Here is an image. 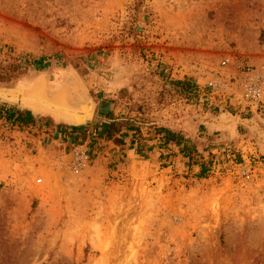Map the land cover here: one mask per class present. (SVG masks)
<instances>
[{"label": "rangeland", "instance_id": "rangeland-1", "mask_svg": "<svg viewBox=\"0 0 264 264\" xmlns=\"http://www.w3.org/2000/svg\"><path fill=\"white\" fill-rule=\"evenodd\" d=\"M135 2L0 0V88L47 77L96 106L81 128L0 119V264H264L244 125L264 118V0ZM161 127L213 159L206 178Z\"/></svg>", "mask_w": 264, "mask_h": 264}, {"label": "water", "instance_id": "water-1", "mask_svg": "<svg viewBox=\"0 0 264 264\" xmlns=\"http://www.w3.org/2000/svg\"><path fill=\"white\" fill-rule=\"evenodd\" d=\"M43 83L27 89L0 88V102L31 111L37 115L51 116L55 120L59 118L75 128L92 123L96 113V106L92 102L74 105L71 103L66 89L51 93L49 83Z\"/></svg>", "mask_w": 264, "mask_h": 264}, {"label": "trees", "instance_id": "trees-1", "mask_svg": "<svg viewBox=\"0 0 264 264\" xmlns=\"http://www.w3.org/2000/svg\"><path fill=\"white\" fill-rule=\"evenodd\" d=\"M144 0H136L133 7L134 11L141 10V6ZM181 84L180 82H177ZM182 86L186 87V90L191 87L188 82H182ZM0 119H5L13 126L30 127L36 124V118L34 113L28 110H21L17 108H7L0 106ZM121 124L118 122H111L109 124L106 139L108 141L114 140L115 136L120 132ZM156 133L162 136V140L165 145H175L180 148L185 159L189 160V164L197 165L201 168L198 177L204 179L208 176L211 167L213 165V159L206 161L199 153L195 143L189 136L184 135L181 132H176L167 127L158 128ZM213 157V156H212Z\"/></svg>", "mask_w": 264, "mask_h": 264}, {"label": "crops", "instance_id": "crops-1", "mask_svg": "<svg viewBox=\"0 0 264 264\" xmlns=\"http://www.w3.org/2000/svg\"><path fill=\"white\" fill-rule=\"evenodd\" d=\"M261 116V115H260ZM257 117V118H252L251 120H246L245 121V130L247 132H253V137H251V139H255L257 141L258 144V151L259 153L264 156V128H262L261 123L259 122V120H264V118L261 117ZM247 122V123H246ZM247 127L249 128V130H247ZM252 140H249V142ZM256 143V142H255Z\"/></svg>", "mask_w": 264, "mask_h": 264}, {"label": "built area", "instance_id": "built-area-1", "mask_svg": "<svg viewBox=\"0 0 264 264\" xmlns=\"http://www.w3.org/2000/svg\"><path fill=\"white\" fill-rule=\"evenodd\" d=\"M257 98V100H259L258 99V96L256 97ZM252 160V161H251ZM250 164H252L253 162H255L256 163V165L258 164V165H264V157H262V156H258V155H255L254 156V158H251L250 159ZM255 165V164H254ZM243 172H244V174L245 175H248V174H250V172H251V170H250V168H248V167H243V170H242Z\"/></svg>", "mask_w": 264, "mask_h": 264}, {"label": "bare ground", "instance_id": "bare-ground-1", "mask_svg": "<svg viewBox=\"0 0 264 264\" xmlns=\"http://www.w3.org/2000/svg\"><path fill=\"white\" fill-rule=\"evenodd\" d=\"M43 82H49L48 78L42 77L38 82L34 83L31 87L41 85V83H43ZM43 86H44V83H43ZM62 94H65V93L62 92ZM57 121L61 122L62 120L58 118ZM62 122H64V121H62ZM64 123L68 124L67 122H64Z\"/></svg>", "mask_w": 264, "mask_h": 264}]
</instances>
